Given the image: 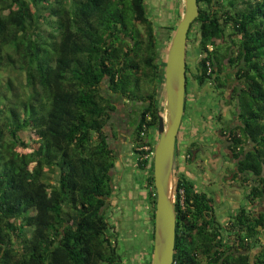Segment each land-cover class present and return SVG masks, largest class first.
<instances>
[{"label": "trees", "instance_id": "obj_1", "mask_svg": "<svg viewBox=\"0 0 264 264\" xmlns=\"http://www.w3.org/2000/svg\"><path fill=\"white\" fill-rule=\"evenodd\" d=\"M197 2L187 32V43L196 38L191 75L235 100L234 124L218 132L232 177L250 182L222 221L213 193L173 168L172 264H264V0ZM176 5V22L161 26L167 44L183 0ZM155 28L147 0H0V264H122L106 214L119 102L136 114L130 149L143 173L148 227L139 264H152L166 58ZM188 71L186 62L185 111ZM188 109L194 119L199 110ZM192 156L187 148L186 160Z\"/></svg>", "mask_w": 264, "mask_h": 264}, {"label": "rangeland", "instance_id": "obj_2", "mask_svg": "<svg viewBox=\"0 0 264 264\" xmlns=\"http://www.w3.org/2000/svg\"><path fill=\"white\" fill-rule=\"evenodd\" d=\"M147 2L150 15L156 22L157 45L166 53L168 44L165 42V29L161 26L176 22V0H147ZM196 26L194 23L191 30L194 31ZM195 42L196 38L194 37L187 43L186 48V62L189 66L187 109L177 133L179 152L178 159L173 161L172 171L175 167L178 173L184 172L189 178H192L197 188L211 191L216 201L217 213L224 221L238 208L245 191L244 184L250 181H244L240 176L232 177L234 161L229 158V152L225 146L227 141L218 132L219 127L234 124L235 116H233L232 110L235 107V100L213 93L210 80L199 85L192 78L196 57ZM163 54L164 52L162 56ZM159 100L161 114L165 116L164 87ZM190 105L199 110L194 119L193 111L188 109ZM118 106L119 110L113 113L111 126L114 134L117 133V128L121 129L123 133L118 131L119 142L114 138L115 142H118V146L115 145V142L112 143L117 149L115 150V167L112 170L113 190L106 214L111 224L110 232L117 239L118 251L122 254V264H139L144 250L148 247L146 240L148 227L145 225V218H147L146 193L140 183L143 173L138 175L135 168L136 155L130 149L129 132L132 129L131 122L136 114L135 111L130 110L129 104L123 105L119 102ZM132 107L137 109L138 106ZM29 133V129L21 132L25 139L28 138ZM158 135L155 130V142ZM215 145L220 147V151L214 149ZM187 148L194 149V158L190 161L186 160ZM261 202L263 205L261 208L264 209V199Z\"/></svg>", "mask_w": 264, "mask_h": 264}, {"label": "water", "instance_id": "obj_3", "mask_svg": "<svg viewBox=\"0 0 264 264\" xmlns=\"http://www.w3.org/2000/svg\"><path fill=\"white\" fill-rule=\"evenodd\" d=\"M197 0H183V11L171 36L164 64L166 115L159 114V134L153 150V182L156 192L152 264H172L175 243L173 157L182 121L186 90L187 32L198 15Z\"/></svg>", "mask_w": 264, "mask_h": 264}, {"label": "flooded vegetation", "instance_id": "obj_4", "mask_svg": "<svg viewBox=\"0 0 264 264\" xmlns=\"http://www.w3.org/2000/svg\"><path fill=\"white\" fill-rule=\"evenodd\" d=\"M185 111V110H184ZM178 142V138H177V140H176V143ZM221 142V141H220ZM176 145H178V143L176 144ZM214 149L215 150H217L218 149V151H220L219 149H220V147L218 146V145H215V147H214ZM192 152H193V154H194V149H190ZM176 157V160L178 159V154L175 156ZM194 158V156H192V159ZM173 161L175 162V160H174V157H173ZM234 170V169H233ZM233 170H232V175H233ZM236 178V177H235ZM242 178V177H241Z\"/></svg>", "mask_w": 264, "mask_h": 264}]
</instances>
